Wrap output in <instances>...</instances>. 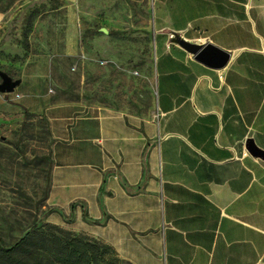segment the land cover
<instances>
[{"label": "crops", "instance_id": "crops-1", "mask_svg": "<svg viewBox=\"0 0 264 264\" xmlns=\"http://www.w3.org/2000/svg\"><path fill=\"white\" fill-rule=\"evenodd\" d=\"M151 49L149 114L45 108L53 223L127 264H259L264 157L246 142L264 152V0H152Z\"/></svg>", "mask_w": 264, "mask_h": 264}, {"label": "rangeland", "instance_id": "rangeland-1", "mask_svg": "<svg viewBox=\"0 0 264 264\" xmlns=\"http://www.w3.org/2000/svg\"><path fill=\"white\" fill-rule=\"evenodd\" d=\"M151 3L0 0V74L18 82L0 92V264H127L53 223L45 108L80 102L149 114ZM69 243L81 254L70 256Z\"/></svg>", "mask_w": 264, "mask_h": 264}, {"label": "water", "instance_id": "water-1", "mask_svg": "<svg viewBox=\"0 0 264 264\" xmlns=\"http://www.w3.org/2000/svg\"><path fill=\"white\" fill-rule=\"evenodd\" d=\"M178 44L187 52L193 55L194 60L202 63L203 65L219 69L222 68L228 60V54L213 47L208 43L202 45H193L185 41H179ZM2 82L0 83V92H12L17 85V81H11L5 74H0ZM247 152L255 157H264V152L257 149L249 140L246 142Z\"/></svg>", "mask_w": 264, "mask_h": 264}, {"label": "trees", "instance_id": "trees-1", "mask_svg": "<svg viewBox=\"0 0 264 264\" xmlns=\"http://www.w3.org/2000/svg\"><path fill=\"white\" fill-rule=\"evenodd\" d=\"M84 237H85L86 242H90L92 244L98 245L101 249H104L105 252L110 256L111 260L118 261L114 257H112V255L110 253V250L107 247L95 242L94 240H92V239H90V238H88L86 236H84ZM22 241H26V240L23 239ZM68 248L70 249V256H72L73 254H81V251H78V247L76 245H74L73 243H69L68 244ZM11 252H13V249H9L8 251H6V253H11ZM88 254L90 255V257H92V254L90 253V251H87L83 255L88 256ZM90 259H91L90 260V262H91L90 264H92L93 259L92 258H90ZM61 261H62V259L61 260H54V264L57 263V262H61ZM66 263L67 264H80L79 262H66Z\"/></svg>", "mask_w": 264, "mask_h": 264}]
</instances>
